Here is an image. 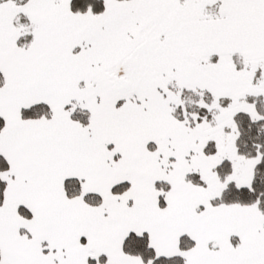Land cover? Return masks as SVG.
Returning <instances> with one entry per match:
<instances>
[{
  "label": "snow or ice",
  "instance_id": "6c2138e0",
  "mask_svg": "<svg viewBox=\"0 0 264 264\" xmlns=\"http://www.w3.org/2000/svg\"><path fill=\"white\" fill-rule=\"evenodd\" d=\"M0 264H264V0H0Z\"/></svg>",
  "mask_w": 264,
  "mask_h": 264
}]
</instances>
